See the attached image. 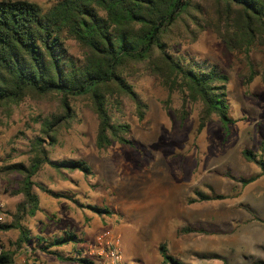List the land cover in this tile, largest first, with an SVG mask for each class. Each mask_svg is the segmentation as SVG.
<instances>
[{
	"label": "rangeland",
	"instance_id": "obj_1",
	"mask_svg": "<svg viewBox=\"0 0 264 264\" xmlns=\"http://www.w3.org/2000/svg\"><path fill=\"white\" fill-rule=\"evenodd\" d=\"M28 1L46 9L58 0ZM191 4L198 9L195 18L189 12L170 29L167 50L185 62L215 64L226 74L228 117L234 120L228 131L215 115L197 131L199 102L186 100L180 121L181 94L169 93L144 63L126 64L123 71L145 107L142 119L124 96L107 106L113 122L128 125L131 146L95 148L97 119L83 95L70 100L71 118L58 124V95H28L5 104L0 107V224L14 223L23 199L22 174L7 168H25L42 152L49 161L85 162L89 174L40 165L31 178L38 210L19 216L29 234L51 240L63 228L75 232L94 220L119 237L125 264H161L160 243L182 264H264V174L242 156L249 150L264 162V37L247 50L228 49L215 33L216 23L218 29L224 23L212 1ZM47 122L53 129L48 133ZM182 227L193 232L180 234ZM0 232L11 235L0 240V252L11 254L12 263L30 264L35 246L29 251L17 245L13 228Z\"/></svg>",
	"mask_w": 264,
	"mask_h": 264
},
{
	"label": "trees",
	"instance_id": "obj_2",
	"mask_svg": "<svg viewBox=\"0 0 264 264\" xmlns=\"http://www.w3.org/2000/svg\"><path fill=\"white\" fill-rule=\"evenodd\" d=\"M211 1L224 23L219 29L216 23L215 33L228 49L247 50L264 37V0ZM189 12L192 18L198 12L191 0H58L46 9L28 0H0V107L16 104L28 95L55 94L59 96L61 111L58 124L59 120L71 118L70 100L83 95L89 99L97 119L95 148L102 150L112 144L131 146L125 137L128 125L113 122L107 106L111 100L117 104L118 95L124 96L133 103L136 119H142L145 107L123 71L126 64L144 63L169 93L181 94L180 121L186 115L185 101L199 102L197 131L215 115L227 132L234 120L228 117L226 74L215 64L185 62L167 50L170 29L176 28ZM70 43L75 44L77 52L72 51ZM251 78L252 72L247 83ZM51 126L47 122L45 132L53 131ZM40 154L25 168L21 164L7 168L22 174L18 193L23 199L17 206L14 223L0 224V231L15 229L17 245L31 244L28 230L19 224V216L31 217L38 210L31 178L40 165L46 163L53 169L89 174L85 162L49 161ZM242 156L264 174L261 158L249 150H243ZM89 209L97 214L106 213L104 208ZM178 232L187 234L193 230L182 227ZM75 240V235L65 232L41 249L47 252L48 247ZM157 249L161 264H182L168 253L165 243ZM77 261L92 264L87 258ZM11 263L12 255L0 252V264Z\"/></svg>",
	"mask_w": 264,
	"mask_h": 264
},
{
	"label": "crops",
	"instance_id": "obj_3",
	"mask_svg": "<svg viewBox=\"0 0 264 264\" xmlns=\"http://www.w3.org/2000/svg\"><path fill=\"white\" fill-rule=\"evenodd\" d=\"M79 220L77 219V224ZM103 229H99V227L96 225L95 221L93 220L92 225L88 227H83L80 230H75L73 232L72 230L69 231V229L65 230L63 228L61 234L67 232L71 233L76 236V240L74 242H70L63 245L58 246H51L48 247V251L45 252L41 249L42 246H47L51 241L49 240V237L47 239H41V237H37L36 233L34 235L29 234L31 237V244L28 246H24L25 248H28L32 245L34 249L30 253V264H80L77 259L82 258L81 255L83 254V258H87V252L92 247L93 239L94 237L102 232ZM32 233V232H31ZM49 235V234H48ZM11 235L8 234V232H0V240L5 241V239L9 238ZM38 236H40L38 234ZM13 240H16L18 237V232H15V234L12 235ZM59 237V236H58ZM11 240V239H9ZM33 243V244H32ZM23 246V245H22ZM25 252V251H24ZM21 259V257H20ZM22 260V259H21ZM125 262V260H124ZM17 262H13L12 264H16ZM126 263V262H125Z\"/></svg>",
	"mask_w": 264,
	"mask_h": 264
},
{
	"label": "built area",
	"instance_id": "obj_4",
	"mask_svg": "<svg viewBox=\"0 0 264 264\" xmlns=\"http://www.w3.org/2000/svg\"><path fill=\"white\" fill-rule=\"evenodd\" d=\"M86 257L92 264H125L119 237L108 230L94 237L92 247L88 250Z\"/></svg>",
	"mask_w": 264,
	"mask_h": 264
}]
</instances>
